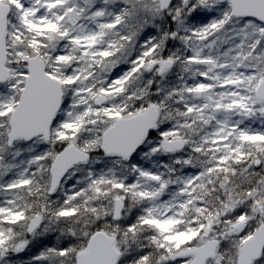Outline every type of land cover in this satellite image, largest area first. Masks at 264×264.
<instances>
[{"label": "snow or ice", "instance_id": "1", "mask_svg": "<svg viewBox=\"0 0 264 264\" xmlns=\"http://www.w3.org/2000/svg\"><path fill=\"white\" fill-rule=\"evenodd\" d=\"M0 264H264V0H0Z\"/></svg>", "mask_w": 264, "mask_h": 264}]
</instances>
